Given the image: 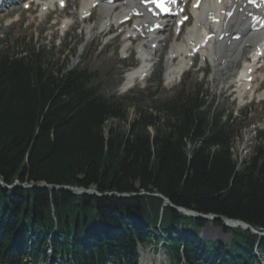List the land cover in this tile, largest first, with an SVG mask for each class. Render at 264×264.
Returning a JSON list of instances; mask_svg holds the SVG:
<instances>
[{"label": "trees", "instance_id": "16d2710c", "mask_svg": "<svg viewBox=\"0 0 264 264\" xmlns=\"http://www.w3.org/2000/svg\"><path fill=\"white\" fill-rule=\"evenodd\" d=\"M127 100L44 49L0 53V264H36L48 251L61 264H134L137 245L156 241L173 264H255L264 236L215 220L230 244L203 241L195 229L206 220L176 207L264 230V133L237 167L240 128L201 89L138 107L131 121Z\"/></svg>", "mask_w": 264, "mask_h": 264}, {"label": "rangeland", "instance_id": "374dc122", "mask_svg": "<svg viewBox=\"0 0 264 264\" xmlns=\"http://www.w3.org/2000/svg\"><path fill=\"white\" fill-rule=\"evenodd\" d=\"M73 3L72 0H69V7L62 13L48 16L46 14L42 17L38 16L35 10L22 11L19 7H15L12 12L0 11V53L28 55L30 46H36L38 50L44 49L48 54L47 57L53 60L62 54L60 51H62L65 44H69L70 47L79 44L75 50V56L71 55V51L64 53L65 57L63 60L67 61V68L80 64L93 72V84L106 96L114 95L117 97L127 94L124 93L125 90L122 84L125 73L129 70L128 68H130V64L134 59L131 57L128 60H122V54L119 51V41L114 40L104 45L102 38L97 36L99 29H93L88 34L86 30L81 29L83 27L81 23L73 25L64 37H61V34L56 30L57 28L54 27L55 17L60 20L68 13L76 12ZM75 16L77 15L75 14ZM69 17L73 18V20L77 19L73 15ZM97 18H101L100 14L94 12L92 19ZM85 24L84 29L93 26V23ZM169 38L167 43H162L163 51L161 55L152 59L153 71L151 76L144 82L137 83L128 92L130 93V100L126 102V106L129 108V119L134 118V108L139 104L152 106L155 101L163 100L173 95L181 87L192 90L197 86H201L202 91L207 94L208 103L214 102V107L217 110L225 111V114L231 113L237 120L236 126H243L241 127L242 136L234 143L233 156L237 160L239 158H247L252 147L257 142L255 139L256 133L254 132L264 131V102H254L255 104L251 106L248 100L246 103L237 99V93L228 88V84L232 82L234 74L233 65L220 71L216 67L206 65L205 71L208 73L203 78L201 70H190L191 72L182 75L180 80L177 79L173 83L164 84L163 74L167 64L166 51L168 49V41L173 39L171 35ZM200 65L197 64L196 69L200 68ZM159 71H162L160 86L153 79V75ZM256 83L257 85L255 86L258 87L259 80ZM261 88L257 90L256 94L258 92L261 94L263 91V88L262 90ZM249 105L250 107L247 108ZM113 123L114 121L109 120L104 128L107 129ZM125 126V122H120L118 128L122 131ZM197 234L200 239L217 240L222 244L229 242L228 234L213 226L211 222L197 228ZM139 256L137 264H158V262L170 264L162 246L156 248L154 246L140 247ZM40 264L58 263L49 258ZM257 264H264V255H259Z\"/></svg>", "mask_w": 264, "mask_h": 264}, {"label": "bare ground", "instance_id": "6f19581e", "mask_svg": "<svg viewBox=\"0 0 264 264\" xmlns=\"http://www.w3.org/2000/svg\"><path fill=\"white\" fill-rule=\"evenodd\" d=\"M81 1V7L84 6V2L83 0H80ZM96 0H91L88 4H86L85 6L87 8H89V6L91 5L92 2H94ZM47 5L49 6V8L51 7V4L50 3H47ZM118 5V4H117ZM124 6L122 4L118 5V6H114V9H117L119 10V13L122 12ZM112 8H108V10H106V16H109V19L111 21V23L115 24L120 18H122L123 16H125L126 12L121 14V15H118V16H115V10L114 11H111ZM112 13H114L112 15ZM193 25L185 28L184 32H183V35L181 36V41L178 42V43H175V44H172L171 47H170V53L171 54H175L176 53V64H171L170 62H174V59H172L171 57H169L167 59V66H166V72L163 74V79L165 81V83H170L174 78H177L179 75H180V72L183 71V68L186 67V59H182L180 58L181 55H182V52L184 51V48H185V45L187 44V42L189 40H194L195 38H197L198 36V33L197 31L199 29H202L204 27L207 26V23H206V20H205V15L201 14L200 12H196L195 15H193ZM238 19H229L228 21H226L222 26L223 28H228L230 27V24L232 25H236V21ZM237 28L240 32H243V30L245 29V33L243 34L242 36V40L233 45H228V46H220V45H215L214 47H212L208 52H203L201 54V56L203 55H210L211 56V59L214 63V66L215 67H221L223 66L229 59H231L232 57L235 58L239 51L241 50V44H244L245 42H250V41H255L257 42L260 38L257 34L254 35H250L248 34V31L245 27L243 26H240V25H237ZM88 31H91V29L89 28ZM203 31H206V29H204ZM90 33V32H88ZM102 33V32H101ZM165 39V37H164ZM155 41L154 40H151V41H143L139 48H140V52H139V55L140 57L142 58V61L139 65H137L132 71H130L124 81H123V84H122V87L123 86H126L129 82H131V80L134 78H140V75L142 73H148L151 69L150 67V62H147V58L145 56L146 52H147V49L146 50H143L146 46V44L148 43V49H149V52L150 54L153 53V55L157 54L159 51H160V48L159 46H157V49H155L153 52L152 50L150 49V45L151 43H154ZM138 48V49H139ZM207 51V50H206ZM256 74H260L259 71H255L254 72V76ZM243 86H242V89L239 90V96L241 97L242 93H243ZM252 91V90H251ZM251 91H249L248 93H250ZM247 93V94H248ZM230 225H236L235 223H230Z\"/></svg>", "mask_w": 264, "mask_h": 264}, {"label": "water", "instance_id": "95a60500", "mask_svg": "<svg viewBox=\"0 0 264 264\" xmlns=\"http://www.w3.org/2000/svg\"><path fill=\"white\" fill-rule=\"evenodd\" d=\"M33 186H35V187H37V188H44V187H47V185H33ZM64 188H66V189H70V190H72V191H76V193L77 194H82V195H84V194H89V193H92V194H94V195H97V192L94 190V189H88V190H85V189H75V188H73V187H64ZM118 195V194H117ZM187 214H190V215H193V216H195V217H198V218H207L206 216H201V215H199V214H193V213H191V212H186ZM210 218H212V219H215V218H220V217H210ZM237 223H238V225H241V226H244V227H247V228H249V226H247V225H245V224H243V223H241V222H239V221H237Z\"/></svg>", "mask_w": 264, "mask_h": 264}]
</instances>
